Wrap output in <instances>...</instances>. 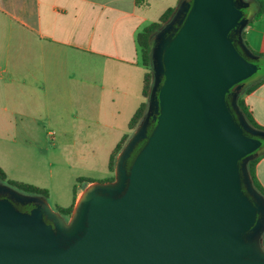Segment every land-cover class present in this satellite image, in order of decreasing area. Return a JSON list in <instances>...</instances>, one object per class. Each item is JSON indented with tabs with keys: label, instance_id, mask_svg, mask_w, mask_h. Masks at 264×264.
<instances>
[{
	"label": "water",
	"instance_id": "1",
	"mask_svg": "<svg viewBox=\"0 0 264 264\" xmlns=\"http://www.w3.org/2000/svg\"><path fill=\"white\" fill-rule=\"evenodd\" d=\"M247 6L190 0L155 34L143 123L114 181L87 188L68 223L46 200L0 184V264H264V199L246 169L264 131L237 106L259 68L241 36Z\"/></svg>",
	"mask_w": 264,
	"mask_h": 264
},
{
	"label": "crops",
	"instance_id": "2",
	"mask_svg": "<svg viewBox=\"0 0 264 264\" xmlns=\"http://www.w3.org/2000/svg\"><path fill=\"white\" fill-rule=\"evenodd\" d=\"M177 1L0 0V168L7 180L48 188L24 173L65 169L72 147L92 154L113 138L112 151L132 136L148 73L137 37L166 10L174 16ZM243 42L255 63L264 60V12L245 27ZM247 88L242 100L264 128V73ZM255 174L264 188V156ZM93 184L76 190L74 205Z\"/></svg>",
	"mask_w": 264,
	"mask_h": 264
},
{
	"label": "rangeland",
	"instance_id": "3",
	"mask_svg": "<svg viewBox=\"0 0 264 264\" xmlns=\"http://www.w3.org/2000/svg\"><path fill=\"white\" fill-rule=\"evenodd\" d=\"M188 1L190 0H187V2ZM241 1L243 3H247L248 5L251 4V0H241ZM182 3L185 2L179 0L177 1V5L175 2L172 7L176 9L179 8L180 10ZM243 14L245 17H248L250 14L249 10L244 11ZM256 64L259 67L258 71L252 77L240 83V90L241 88L247 87L252 80H254L255 78H257L258 76L264 73V60L263 61L260 60ZM147 69H148L147 83H146L147 96H146L145 110H147L148 108V101H149L148 97L150 95V92L152 91L154 84V77L152 72V60H151V64L147 67ZM241 96H243V94H241ZM144 118L145 115L143 116V118L141 119V121L137 126L143 123ZM130 138L131 135L126 139L123 146L126 145V143ZM48 141L51 142L50 139H48ZM113 141H114L113 138L103 139L101 145L99 146V149L94 151L92 154L79 152L78 147H72L71 153L69 149V151L66 152L65 154V157L69 162L68 164H66L65 169L64 168L58 169L55 166H51L45 168L44 171L42 170L41 174L40 173L37 174V172L34 171L25 172L24 174L30 177V179L48 186V188H43L48 191V198L46 199V203L53 212L58 214L57 208H61V209L68 208L73 202L74 191L77 189H83L87 184V182L94 181L95 183L98 184L108 181V179L115 177V172L111 173L108 170V160L111 151V149L109 150V146L111 145V143H113ZM262 152H264V140H261V146L255 152L258 154H255L252 157V160L257 158L259 153ZM130 164L127 163V168H129ZM27 176H21V177L25 178ZM78 179H82V181H79ZM0 184H5V183L0 181ZM62 218L66 223L70 221L69 217H62Z\"/></svg>",
	"mask_w": 264,
	"mask_h": 264
},
{
	"label": "trees",
	"instance_id": "4",
	"mask_svg": "<svg viewBox=\"0 0 264 264\" xmlns=\"http://www.w3.org/2000/svg\"><path fill=\"white\" fill-rule=\"evenodd\" d=\"M181 1L187 2V0L186 1L181 0ZM246 10H249V13H250L249 16L246 17V20H247L246 26H249V25H251V23L253 21L258 19L263 14V12H264V0H251V4H249L246 8L242 9V12L244 13V11H246ZM173 13H174L173 9L166 10L164 12V14L159 18V21L157 23H153L150 26L146 27L144 29V31L138 35L137 43L140 47L142 63L144 66L148 67L151 64V50L155 46V43H156L155 38H153V37H155V34L165 24H167L171 20ZM243 16H244V14H243ZM231 35H233L231 37L233 39V42L235 43V46H237V48H239L237 45V35L234 33ZM241 36H242V40H243V32H242ZM146 83H147V78H146ZM259 83L260 82H257L251 88H254ZM250 89H248L247 87L241 88V90L238 92V96H237V106H238L239 110L241 111V114L244 116L245 120L248 122V124L251 127H253L254 129H257V130L264 131V128L258 126L255 123L250 112L248 111L247 107L245 106L243 100L241 99V97H242L241 94H243V95L247 94L250 91ZM143 94L145 97L147 96L146 95V84H145ZM226 100H227V104L230 106L231 96L229 98H227ZM145 111H146L145 110V104H143L136 111V113L133 115V117L131 118V120L129 122V130H131L132 132H135L137 130V128H138L137 125L139 124V122L141 121L143 116L145 115ZM231 113L235 117V119H237L233 110H231ZM152 128H153V126H152ZM152 128L149 129L148 134L150 133ZM128 137L129 136H124L110 153L109 161H108V170L111 173L115 172L116 159H117L118 155L120 154V152L122 151V149L124 148L123 145H124V143ZM143 144L144 143H142L140 146L137 145V147L134 150L132 160L135 157V155L138 153L140 148L143 146ZM255 152L247 158L246 169H247V173L250 177V180H251V183H252L254 189L264 199V188L258 182V180L256 178V174H255L256 164H257L258 160L264 156V152L259 153L257 158L252 160V157L255 154H258ZM114 178L115 177L110 178V179H108V181H105L103 183L113 182ZM78 180L82 181V179H78ZM0 181L5 183L9 187L17 190L18 192H20L22 194H25L28 196H34V197H37L41 200H46L48 198V191L46 189H42V188L36 187L34 185H31V184H26V183H22V182L13 181V180H7L5 173L3 172V170L1 168H0ZM87 183H94V182L89 181ZM242 189L245 191L244 186L242 187ZM75 193H76V190L74 191V195H75ZM74 206L75 205L73 202V204L71 206H69L68 208H64V209L57 208V212L62 217H69L70 218L72 215ZM26 207H30V206H26ZM261 248L264 250V234H263L262 239H261Z\"/></svg>",
	"mask_w": 264,
	"mask_h": 264
},
{
	"label": "flooded vegetation",
	"instance_id": "5",
	"mask_svg": "<svg viewBox=\"0 0 264 264\" xmlns=\"http://www.w3.org/2000/svg\"><path fill=\"white\" fill-rule=\"evenodd\" d=\"M182 15L183 14H180V16H179V20L182 18ZM245 17V16H244ZM246 18V17H245ZM173 31H174V28L171 30V31H169L168 32V34H166V36H170L172 33H173ZM231 36H233V35H231ZM230 97V95L229 96H227V98H229ZM153 126V125H152ZM152 126H151V128H152ZM145 141H142L141 143H140V145L142 144V143H144ZM139 145V146H140ZM132 156H133V154L131 155V157H130V159L128 160V164H130V162L132 161ZM3 197H0V199H2ZM4 199V198H3ZM13 205H14V207L17 209V210H19L20 212H23V213H30V211L33 209V206H30V207H26V206H21V205H19V204H17V203H15V202H13ZM49 224V223H48Z\"/></svg>",
	"mask_w": 264,
	"mask_h": 264
},
{
	"label": "bare ground",
	"instance_id": "6",
	"mask_svg": "<svg viewBox=\"0 0 264 264\" xmlns=\"http://www.w3.org/2000/svg\"><path fill=\"white\" fill-rule=\"evenodd\" d=\"M81 199H82V195H81L80 199L78 200L77 205L80 203V200H81Z\"/></svg>",
	"mask_w": 264,
	"mask_h": 264
}]
</instances>
